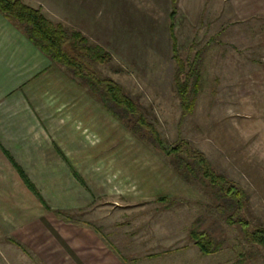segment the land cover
<instances>
[{
	"label": "crops",
	"instance_id": "crops-1",
	"mask_svg": "<svg viewBox=\"0 0 264 264\" xmlns=\"http://www.w3.org/2000/svg\"><path fill=\"white\" fill-rule=\"evenodd\" d=\"M114 4L133 36L144 31L140 42L159 46L166 20L173 60L174 43L180 54L184 32L195 37L208 21L200 42L212 64L204 59L201 72L242 79V105L264 93V0H177L173 32L171 0ZM87 9L82 27L104 23ZM78 82L0 12V264H122L133 220L120 211L191 200L189 183L168 165L156 173L154 151Z\"/></svg>",
	"mask_w": 264,
	"mask_h": 264
},
{
	"label": "rangeland",
	"instance_id": "rangeland-1",
	"mask_svg": "<svg viewBox=\"0 0 264 264\" xmlns=\"http://www.w3.org/2000/svg\"><path fill=\"white\" fill-rule=\"evenodd\" d=\"M22 1L42 8L48 19L68 30L79 27L78 31L90 44L109 53V62H89L90 66L100 77L110 78L123 87L124 93L157 126L165 146L171 147L181 139L189 141L195 149L205 153L219 173L238 183L247 194L242 218L252 227H264V93L252 94L242 105L237 101L238 81L242 79L216 78L208 70L201 72L204 59L206 66L212 64L211 55L206 53L209 47L200 42L210 37V31L205 34L206 27L210 30L208 21L195 37L191 32L187 38L184 32L179 45L184 60L197 56V71L204 74L194 113L180 124L182 108L174 84L176 62L165 43L168 37L166 20L158 21L161 40L159 46H155L137 40L143 30L136 38L130 28L126 29L125 20L118 21L114 0ZM88 7L90 12L94 10L96 21L104 18L102 25L98 22L100 29L96 23H87L89 28L78 23L86 22ZM101 9L105 10L102 17ZM255 65L251 63L252 67ZM91 96L99 101L92 93ZM145 145L155 153L156 173L170 166L173 156H166L148 143ZM188 189L191 193L187 196L191 195L188 198L191 200L175 199L178 204L172 208H166V204L158 203L157 199L119 212L132 214L133 220L120 239L122 264H234L243 258L247 259L245 264H264L262 249L247 243L240 228L229 226L225 217L218 214L215 208L218 201L210 186L194 182ZM197 219H201L198 224L201 231L224 241L217 253L205 255L190 240L189 233Z\"/></svg>",
	"mask_w": 264,
	"mask_h": 264
},
{
	"label": "trees",
	"instance_id": "trees-1",
	"mask_svg": "<svg viewBox=\"0 0 264 264\" xmlns=\"http://www.w3.org/2000/svg\"><path fill=\"white\" fill-rule=\"evenodd\" d=\"M171 3L173 32L177 0H171ZM0 12L46 57L87 87L107 112L122 122L140 141L159 148L168 157L173 156L170 166L187 183L191 185L200 182L210 186L214 198L218 201L215 207L218 214L225 217L229 226H238L247 243L259 246L264 252V227H252L241 215L247 206V194L244 189L219 173L205 153L195 149L189 141L181 139L171 147L165 146L157 126L150 122L137 104L124 93L123 87L110 78L100 77L90 66L89 62H109V53L98 45L90 44L89 39L80 31L68 30L62 24H55L45 16L42 8H34L22 0H0ZM174 61V84L182 108V124L185 117L194 113L196 96L200 92L201 74L195 64L197 56L193 60L190 57L184 60L176 43ZM157 202L166 204L168 209L178 204L175 199L167 197L159 198ZM200 222L201 219H197L193 224L189 233L190 240L194 241L205 255L217 253L223 247L224 241L201 231L198 228ZM246 260L243 258L234 264H243Z\"/></svg>",
	"mask_w": 264,
	"mask_h": 264
}]
</instances>
